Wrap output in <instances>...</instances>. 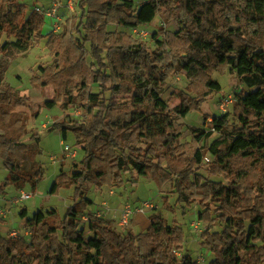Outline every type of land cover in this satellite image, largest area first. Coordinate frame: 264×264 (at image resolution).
I'll list each match as a JSON object with an SVG mask.
<instances>
[{
  "label": "trees",
  "instance_id": "16d2710c",
  "mask_svg": "<svg viewBox=\"0 0 264 264\" xmlns=\"http://www.w3.org/2000/svg\"><path fill=\"white\" fill-rule=\"evenodd\" d=\"M118 2L78 0L81 15L69 18L71 22L68 19L56 36L52 63L39 65L31 77L34 88L54 91L53 98L36 111L23 110L29 98L5 83L8 65L0 62V157L10 172L7 183L21 188L30 182L35 187L44 176L37 160L38 144L23 142L30 121L42 108L57 104L67 108L81 100L83 107L91 109L87 122L54 124L62 129L64 139L68 131L75 133L76 144L84 151L81 175L76 170L72 177L58 175L52 194L62 186L78 184L79 197L86 178L98 186H122L124 174L134 171L160 186L174 177L179 202L190 205L198 199L206 208L200 220L217 218L224 223L222 231L202 233L203 245L214 254L209 264H264V45L257 40L264 0H151L134 15V0ZM160 4L173 8L181 28L172 35L154 34L152 52L143 39L107 29L114 23L149 24ZM6 23L0 13V35L8 30ZM12 44L26 48L19 39ZM223 66L235 69L249 86H257L235 102L232 113L238 125L232 134L224 130L229 113L213 119L220 137L207 148L215 157L210 173L223 175L230 180L228 185L197 171L195 166L202 164L206 150L199 147L189 153L192 149L181 143L183 126L175 117L200 109L210 94L222 90L210 73ZM182 71L197 96L183 95L171 112L157 101L171 75ZM107 93L130 96V101L111 102ZM193 131L198 142L214 134L199 128ZM211 202L216 203L214 210ZM90 203L83 198L70 206L61 221L56 211L34 219L27 218V209L21 210L31 238L0 236V264H200L183 248V229L169 225L159 214L151 215V224L137 234H123L110 220L95 216L87 235L78 220ZM212 213L217 216L212 218Z\"/></svg>",
  "mask_w": 264,
  "mask_h": 264
},
{
  "label": "rangeland",
  "instance_id": "374dc122",
  "mask_svg": "<svg viewBox=\"0 0 264 264\" xmlns=\"http://www.w3.org/2000/svg\"><path fill=\"white\" fill-rule=\"evenodd\" d=\"M148 1L151 0H134L135 5L131 14L134 15L135 11ZM54 2H59L57 13L60 19L59 22L44 17L36 9L38 6L44 9L49 8ZM123 2L124 0H119L118 3L122 4ZM0 13L1 20L4 23L7 22L4 25L8 27V30L0 35V62L8 65L4 81L14 86L21 95L29 98L27 106L23 110L32 113L40 108L44 101L52 99L54 91L51 87H46L43 93L41 89L34 88L31 77L39 65L52 63L57 44L56 36L64 30L69 18L72 19L81 15V8L78 0H0ZM127 18L132 19V16L128 15ZM70 19L68 23L71 22ZM257 26V40L261 45H264V21L258 22ZM180 28L181 25L173 16V8L162 4L159 6L158 15L149 24L126 27L114 23L107 26L109 31L126 32L134 38L143 39L151 52L156 49L154 34H159L160 37H163L166 33L172 35L179 32ZM18 39L26 44L24 50L18 49L12 44ZM181 39L183 40V38ZM177 42L180 43L181 41ZM5 44H8V47L1 50ZM88 60L91 62V57ZM210 75L221 84L222 90L210 94L200 109H194L184 117L174 115L183 126L181 143L192 149L189 153L191 154L199 147L206 150L202 164L195 166L197 171L209 180L228 185L229 179L223 175L210 173L215 157L207 151V148L215 139L220 137V133L214 130V134L210 138H203L198 142L194 138L195 133L193 130L195 128L209 130L213 127V119L216 116L229 113V122L224 130L227 134H232L238 125L232 113L235 102L247 92L255 91L257 86H249L237 74V71L230 66H223L218 70H214ZM189 83L190 81L184 71L171 75L157 104L166 105L173 112L174 107L181 102L183 95L196 97L197 93L188 88ZM198 88L201 90L200 92L205 90L202 85H199ZM93 90L97 92L99 88L95 85ZM107 96L111 102L130 101V96L127 95L107 93ZM226 98L233 99L234 103L224 112L221 109V102ZM90 112L91 109L83 107L81 100H78L76 104L68 105L67 108H62L61 104H57L53 108H42L40 115L35 120L30 121L28 133L24 136L23 142L38 144L41 152L37 160L44 168V176L37 182L35 187L30 182H27L21 188L14 183H7L6 179L10 172L0 157V209L5 210L6 213L2 215L0 210V224L9 228L2 227L0 236L8 237L10 236L9 231L15 229L19 238L30 240L31 228L25 226L26 218H22L20 215V211L23 209H27V218L34 219L47 216L50 212L56 211L58 221H61L66 216L70 206H75L83 198H88L92 203L88 204L86 210L81 214L78 226L79 229H84L85 233L90 235L89 221L92 217H100L97 215L99 213L102 216L101 218L107 219L105 209L108 205L102 203L104 200H107L109 205H116L118 202L126 200L122 213L117 217L118 219L114 218V222L121 220L127 205L131 204L138 207L142 201L150 200L157 205V208L145 213L134 212L131 222H133L135 214L161 215L169 225L175 223L183 229L184 250L188 251L193 259L200 264H209L214 259V254L203 245L202 233L206 229H210L211 232L222 231L224 223L217 218L211 221L200 220L199 214L206 208L199 203L198 199L190 205L179 202L174 177H171L160 186L154 179H149L144 173L134 171L124 174L125 183L122 186H98L92 179L86 178L81 183L83 195L79 197H76V186L78 184L62 186L54 194L50 192L58 175L63 173L72 177L75 170L79 176L81 175L79 170L82 169L81 162L84 157L82 147L76 144L75 133L68 131L67 138L64 139L62 129L55 128L54 124L62 121L66 123L87 122ZM53 126L55 129H52ZM238 164L240 165V161L236 164V168H239ZM30 167L31 164L28 162L26 168L29 169ZM20 190L32 192L33 196L15 204L13 200L19 195ZM110 190H115L116 195H111ZM214 204L216 205V203L211 202L212 210L216 208ZM98 206H100V209L97 214L86 212L88 210L90 212L91 209ZM215 216L217 214L212 213V218ZM119 227L117 229L116 226L115 229L123 234L131 232L130 226ZM179 253H182V251H179Z\"/></svg>",
  "mask_w": 264,
  "mask_h": 264
},
{
  "label": "built area",
  "instance_id": "2783aa9c",
  "mask_svg": "<svg viewBox=\"0 0 264 264\" xmlns=\"http://www.w3.org/2000/svg\"><path fill=\"white\" fill-rule=\"evenodd\" d=\"M72 3V2H71ZM37 11H39V13L41 15H44V17H49L51 20H58V22L60 21L59 17H58V9H59V2H54L52 6H50L49 8H42L41 6H38L37 8ZM58 28V27H57ZM234 103V100L231 99V98H226V99H223L222 102H221V109L226 112L227 111V108ZM209 130H212L214 131V127H212L211 129ZM33 196V193L32 192H25V191H22L20 190L19 191V195L17 197L14 198L13 200V203H18L19 201L21 200H25V199H29ZM157 208V205L155 203H153L152 201L150 200H144L141 202V204L136 207V206H133V205H127L124 212H123V216L120 220V225L122 227H128L131 225V221H132V216L134 214V212H149V211H153ZM10 236H13V237H18V232L17 230H12L10 232Z\"/></svg>",
  "mask_w": 264,
  "mask_h": 264
},
{
  "label": "crops",
  "instance_id": "0c3cea01",
  "mask_svg": "<svg viewBox=\"0 0 264 264\" xmlns=\"http://www.w3.org/2000/svg\"><path fill=\"white\" fill-rule=\"evenodd\" d=\"M109 192H110L111 195H116L115 194L116 193L115 190H110ZM102 203L108 205V207L105 209V213L107 215L106 218L113 223L114 227L117 226V229H118V227L121 226L120 225V220L116 221V222H114V220L118 219L117 217L120 216V213H122V209H123V207L126 204V200H124L123 202L120 201L116 205H109L107 200H104ZM99 209H100V206H98L97 208L91 209L90 212H89V210L86 211V212L88 214H90L92 212L97 214V211ZM0 210L2 211L1 212L2 215L6 214L5 210H3V209H0ZM97 215L102 217L99 213ZM109 215H111V216H109ZM149 217L150 216H148L147 214H142V215L141 214H135L134 220H133V222H131V225H130L131 232L137 234L139 232L145 231L147 229V227L151 224V220H150ZM2 227L3 228H8L7 226L0 224V229ZM10 232H11V230L9 231V234H10Z\"/></svg>",
  "mask_w": 264,
  "mask_h": 264
}]
</instances>
